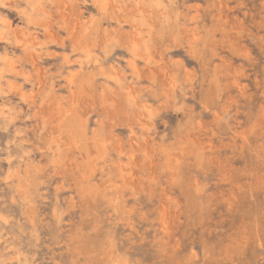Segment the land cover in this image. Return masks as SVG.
<instances>
[{
  "label": "rangeland",
  "instance_id": "1",
  "mask_svg": "<svg viewBox=\"0 0 264 264\" xmlns=\"http://www.w3.org/2000/svg\"><path fill=\"white\" fill-rule=\"evenodd\" d=\"M0 264H264V0H0Z\"/></svg>",
  "mask_w": 264,
  "mask_h": 264
},
{
  "label": "bare ground",
  "instance_id": "2",
  "mask_svg": "<svg viewBox=\"0 0 264 264\" xmlns=\"http://www.w3.org/2000/svg\"><path fill=\"white\" fill-rule=\"evenodd\" d=\"M4 36V35H3ZM2 121V120H1ZM3 123V122H2ZM130 225V224H129Z\"/></svg>",
  "mask_w": 264,
  "mask_h": 264
}]
</instances>
